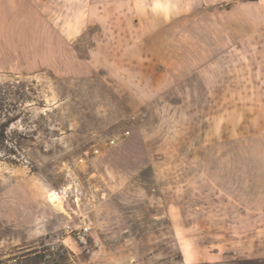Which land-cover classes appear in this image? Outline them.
<instances>
[{
  "label": "rangeland",
  "instance_id": "rangeland-1",
  "mask_svg": "<svg viewBox=\"0 0 264 264\" xmlns=\"http://www.w3.org/2000/svg\"><path fill=\"white\" fill-rule=\"evenodd\" d=\"M194 2L0 0V264L49 244L75 264H263V218L215 190L229 163L203 142L225 96L202 88L247 64L203 78L194 59L204 19L234 42L239 0Z\"/></svg>",
  "mask_w": 264,
  "mask_h": 264
},
{
  "label": "crops",
  "instance_id": "crops-1",
  "mask_svg": "<svg viewBox=\"0 0 264 264\" xmlns=\"http://www.w3.org/2000/svg\"><path fill=\"white\" fill-rule=\"evenodd\" d=\"M227 1L195 0L196 5L193 8L198 11V7H201L202 11H208ZM252 9L260 10L257 16L260 21L255 25H252L248 16ZM225 10L227 26L235 36L234 42L225 44L223 52L220 53L219 23L213 17L207 21L204 19L202 24L197 25V31L200 33L195 44L199 51L197 50L194 59L202 63L199 66L202 72L212 71L210 76L202 73L203 78L216 77L217 72H220L221 63H232L235 66L238 64V67L240 62L236 58L237 54L242 56L247 69L239 74L235 73L236 70L229 71L226 76L221 77L226 80L225 86L202 88L203 94L225 96L217 107H212L215 114L207 120L211 121V137L203 139V142L216 149L212 155L213 159H217L218 163L221 159H227L229 163L226 168H220L218 165L213 169L210 179L215 190L225 195L239 211L252 214L257 219L263 218L264 224L263 0H239L238 4ZM184 11L185 15L189 13L184 6L170 7L171 13ZM155 12L158 13V10ZM168 43H165V47L189 45L184 38L171 39ZM165 52L167 54L168 51ZM206 133L209 134L208 131ZM239 159L243 160L239 163L234 161ZM202 173L204 174V171Z\"/></svg>",
  "mask_w": 264,
  "mask_h": 264
},
{
  "label": "trees",
  "instance_id": "trees-1",
  "mask_svg": "<svg viewBox=\"0 0 264 264\" xmlns=\"http://www.w3.org/2000/svg\"><path fill=\"white\" fill-rule=\"evenodd\" d=\"M1 111V110H0ZM6 125L0 124V141L4 138ZM23 264H75L72 254L58 245H43L21 256Z\"/></svg>",
  "mask_w": 264,
  "mask_h": 264
},
{
  "label": "built area",
  "instance_id": "built-area-1",
  "mask_svg": "<svg viewBox=\"0 0 264 264\" xmlns=\"http://www.w3.org/2000/svg\"><path fill=\"white\" fill-rule=\"evenodd\" d=\"M90 230L89 225H84L80 227L77 231L73 232L71 229H68V232H72L78 238L82 237L84 234H87Z\"/></svg>",
  "mask_w": 264,
  "mask_h": 264
}]
</instances>
